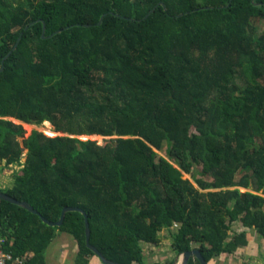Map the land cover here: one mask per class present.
Returning a JSON list of instances; mask_svg holds the SVG:
<instances>
[{
	"label": "trees",
	"instance_id": "16d2710c",
	"mask_svg": "<svg viewBox=\"0 0 264 264\" xmlns=\"http://www.w3.org/2000/svg\"><path fill=\"white\" fill-rule=\"evenodd\" d=\"M11 118L65 135L25 137ZM3 163L21 167L0 189L40 212L0 199L4 249L27 264L58 230L78 264L98 256L82 212L42 219L66 206L124 264L175 223L174 249L199 242L207 262L248 243L235 222L264 236V0H0Z\"/></svg>",
	"mask_w": 264,
	"mask_h": 264
},
{
	"label": "crops",
	"instance_id": "0c3cea01",
	"mask_svg": "<svg viewBox=\"0 0 264 264\" xmlns=\"http://www.w3.org/2000/svg\"><path fill=\"white\" fill-rule=\"evenodd\" d=\"M1 185V184H0ZM5 188V187H4ZM178 230V224L164 227L159 232L158 243L142 242L144 264H175L180 256L173 247L174 234ZM246 231L247 244L239 245L233 252H223L214 257L208 264H264V236L255 228L243 226L238 221L233 224V231ZM69 233L58 230L50 245L44 252L42 264H78L76 261L78 243L70 237ZM200 243L194 242L193 248H199ZM192 248V249H193ZM89 264H105L98 256L89 258Z\"/></svg>",
	"mask_w": 264,
	"mask_h": 264
},
{
	"label": "rangeland",
	"instance_id": "374dc122",
	"mask_svg": "<svg viewBox=\"0 0 264 264\" xmlns=\"http://www.w3.org/2000/svg\"><path fill=\"white\" fill-rule=\"evenodd\" d=\"M260 33H261V27H259L258 34H260ZM239 82L243 85V82L241 80ZM14 122L17 124L23 125V127L25 129V137H28L32 133V131L35 129L42 131L49 136H54L55 134H63L62 132L55 131L54 126L49 121H45L42 124H28V123L18 122L15 120H14ZM80 137L82 139L88 138V139L95 140L98 142V144H101V145L107 144L111 139V137L102 136V135H82ZM23 140H24V137H19V141L21 142L22 145H23ZM167 149H168V144H167V142H164L162 145V148L158 149L157 152L159 155H163V156L168 157ZM26 153H27V149H24V157H23L22 161L25 160ZM20 167H21L20 164H11L9 166L6 165L5 163L0 164V184H1L0 186L3 188L12 186L13 182L15 180V172L17 170H19ZM201 168H202V166L200 164H197L193 169V173L198 177L200 176L199 172H200ZM193 173H184V177L194 180V174ZM69 236L72 237L71 235H69Z\"/></svg>",
	"mask_w": 264,
	"mask_h": 264
},
{
	"label": "water",
	"instance_id": "95a60500",
	"mask_svg": "<svg viewBox=\"0 0 264 264\" xmlns=\"http://www.w3.org/2000/svg\"><path fill=\"white\" fill-rule=\"evenodd\" d=\"M102 20H103V18L101 19L99 24H101ZM45 31H46V27L44 25L43 38H45ZM1 70H3V67L1 68ZM11 119H13V118H11ZM13 120L21 122V121L16 120V119H13ZM55 135H65V134L63 133V134H55ZM85 139H88V138H85ZM0 199L18 204V205L25 207L26 209L36 213V214H40V212L37 209H35L34 206H32L29 202L18 200L15 197L9 195L8 193L2 191L1 189H0ZM68 211H80L85 215L87 246L90 249H92L100 257V259L103 261V263H105V264H124V263L116 262V261H113V260L106 258L103 255V253L90 242V237H91L90 222L88 219V214L86 213V211L84 209H82L80 207H75V206H66V207H64L62 214H61V217L58 221H51L44 216H42V219L44 220V222L48 223L49 225L61 226L65 220V216H66V213ZM192 256L196 257L201 262V264H208V262L204 258L203 254L199 248H193V249H190V250H187V251L180 253V256L177 260L178 263H175V264H188V261H189L190 257H192Z\"/></svg>",
	"mask_w": 264,
	"mask_h": 264
},
{
	"label": "built area",
	"instance_id": "2783aa9c",
	"mask_svg": "<svg viewBox=\"0 0 264 264\" xmlns=\"http://www.w3.org/2000/svg\"><path fill=\"white\" fill-rule=\"evenodd\" d=\"M6 239L0 227V264H27V256H14L12 253L5 251Z\"/></svg>",
	"mask_w": 264,
	"mask_h": 264
}]
</instances>
